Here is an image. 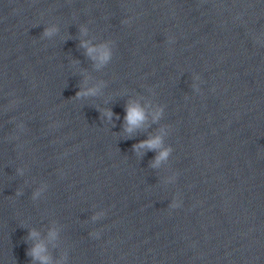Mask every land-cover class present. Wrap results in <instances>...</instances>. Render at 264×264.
<instances>
[{
  "label": "water",
  "instance_id": "95a60500",
  "mask_svg": "<svg viewBox=\"0 0 264 264\" xmlns=\"http://www.w3.org/2000/svg\"><path fill=\"white\" fill-rule=\"evenodd\" d=\"M0 264H264V0H0Z\"/></svg>",
  "mask_w": 264,
  "mask_h": 264
},
{
  "label": "clouds",
  "instance_id": "9594fccd",
  "mask_svg": "<svg viewBox=\"0 0 264 264\" xmlns=\"http://www.w3.org/2000/svg\"><path fill=\"white\" fill-rule=\"evenodd\" d=\"M124 23H128L127 20L124 21ZM55 31V29H45L44 35L45 36H51L52 33ZM95 49L90 48L89 52L91 53L92 51H94ZM104 59L108 58V54L105 53ZM82 93H77V96H80ZM126 117L125 120L127 122V125L129 126L126 130L128 132L132 131L133 127H139L143 121L146 119V115L145 112L142 108H140L139 106H126ZM113 115V113L109 112V116ZM21 128H23V125H20ZM160 143V139L159 137H157L156 139H151L148 141H141L139 144L134 145V149H139L142 147H148V148H155L156 146H158ZM168 156V151L162 152L160 153V155L157 157V162L161 159H164ZM20 193L18 192L17 195H19ZM172 207H178V204H173L171 205ZM34 234V233H33ZM40 246H37V248L33 249V252L31 254L33 255H38L39 251H40ZM43 259H47V257H44Z\"/></svg>",
  "mask_w": 264,
  "mask_h": 264
}]
</instances>
